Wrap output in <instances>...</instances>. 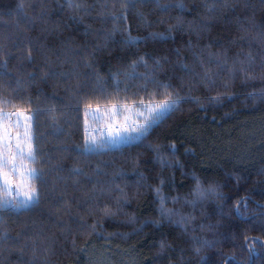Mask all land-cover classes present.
<instances>
[{"label": "trees", "instance_id": "16d2710c", "mask_svg": "<svg viewBox=\"0 0 264 264\" xmlns=\"http://www.w3.org/2000/svg\"><path fill=\"white\" fill-rule=\"evenodd\" d=\"M123 2L0 0V100L31 112L45 181L37 207L0 212V264H264V0H160L183 5L167 14ZM129 34L140 42L125 44ZM165 84L181 103L143 142L81 154L88 105L160 100ZM158 177L186 224L161 215Z\"/></svg>", "mask_w": 264, "mask_h": 264}, {"label": "snow or ice", "instance_id": "6c2138e0", "mask_svg": "<svg viewBox=\"0 0 264 264\" xmlns=\"http://www.w3.org/2000/svg\"><path fill=\"white\" fill-rule=\"evenodd\" d=\"M148 0H124L122 7L127 12L128 9L135 10L139 5L147 3ZM155 3L156 8L164 14H167L169 9H179L183 10L182 4H164L160 3V0H152ZM68 6L70 8L79 9L80 4L73 3V0H69ZM21 9L24 5H20ZM212 8H209L211 11ZM142 15V14H141ZM126 15H121L119 17L113 15V21L124 20ZM163 19L159 20L158 23H164ZM150 26V24H149ZM180 17H177L176 25H169L167 32L170 34L175 29L179 28ZM153 39L165 40L166 37L163 33H151ZM138 38H133L130 34L128 39L124 41L125 44L132 46L139 43ZM177 56H179V50H177ZM250 56V54H249ZM28 60H32V49L28 50ZM212 61L210 60L209 63ZM218 68H223V65L216 61ZM138 64L147 65V60L144 57H140L139 60L133 61L131 67L135 69ZM157 67L160 66V60H155ZM201 67H204V62L200 61ZM7 61H4L3 66L6 68ZM90 66V65H89ZM181 67L189 74L193 76L192 70L188 68L187 64H181ZM235 70V69H233ZM240 71L245 72L246 69L243 66V61H241ZM7 74V72H5ZM59 73L49 70L44 73L45 78L48 76H58ZM133 77L134 73L130 74ZM198 75V74H197ZM211 78V70L204 68V74L201 79L208 80ZM156 83L155 80L151 81ZM164 89L162 93L163 99L153 100L150 99L148 102L143 100L139 103V108L134 112V115L139 117V120H132L131 123H128V117H125V123L121 124L115 132H113L112 125H109V134L103 135L102 138H86L83 152L81 154H102L105 151L111 150L112 148H118L121 145L129 144L135 141L143 142L144 139L153 131V129L159 126L164 119L170 115L173 111H176L179 108L182 97L178 94L169 91L172 87L171 85H161ZM6 102L0 100V212L3 211H18V210H31L37 207L40 203L39 191L37 188V182H45L44 177L40 171H38L34 165L37 162L36 148H35V136L33 134V116L25 114L20 111L15 112H5L4 104ZM87 107H91L88 105ZM129 110V109H126ZM99 108H96L92 112L93 120H100ZM87 115V112H86ZM21 116L23 117V122L21 121ZM15 117V119H13ZM153 148V151L156 153V158L161 168L164 167H173V162L164 155L160 145L150 146ZM170 148L174 149L175 145H170ZM171 156H175V152L171 153ZM178 165L179 161H175ZM71 172L77 177L83 175L82 170L78 168H73ZM141 179H143V174H141ZM159 184L156 185L153 190L155 191L158 199L160 212L162 216L168 217L171 219L173 216H180V219L176 221L177 223L184 225L186 224L191 217H185L180 215L179 212L174 211L173 209L166 208V197L162 194V186L165 183V180L162 177H158ZM77 183L80 181L77 180ZM122 191V190H121ZM212 192H215V189H211ZM194 195L197 198H204L206 193L203 189H200L199 183H197V190ZM173 202H176V198H173ZM188 203L195 206V201H188ZM237 210H239L237 208ZM105 212L111 214L109 209H105ZM209 228L214 227L209 225ZM186 230V229H185ZM7 240L8 237L5 234L2 238ZM204 245H207L208 242L204 241ZM164 245H161L163 248ZM201 251L200 247L195 248V252L199 253Z\"/></svg>", "mask_w": 264, "mask_h": 264}, {"label": "rangeland", "instance_id": "374dc122", "mask_svg": "<svg viewBox=\"0 0 264 264\" xmlns=\"http://www.w3.org/2000/svg\"><path fill=\"white\" fill-rule=\"evenodd\" d=\"M99 108L98 115L100 120L94 121L92 112ZM139 104H113L107 107L101 106H91L86 110L87 118L85 120V126L88 131L87 138H102L103 135L109 134V125H112V131L115 132L116 129L123 123H125V117H128V123H131L132 120H139L140 118L134 115V112L138 110ZM129 109V110H126ZM20 111L25 114L31 115V112L26 109L20 110H9L5 112H15ZM15 119V117H13ZM21 121L23 122V117L21 116Z\"/></svg>", "mask_w": 264, "mask_h": 264}]
</instances>
